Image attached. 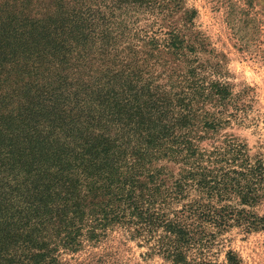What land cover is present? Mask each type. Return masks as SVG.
Masks as SVG:
<instances>
[{
    "label": "trees",
    "instance_id": "16d2710c",
    "mask_svg": "<svg viewBox=\"0 0 264 264\" xmlns=\"http://www.w3.org/2000/svg\"><path fill=\"white\" fill-rule=\"evenodd\" d=\"M185 5L0 0V264H61L114 229L212 264L224 236L264 232V155L221 135L254 124L253 89L203 62L196 10L162 33Z\"/></svg>",
    "mask_w": 264,
    "mask_h": 264
},
{
    "label": "rangeland",
    "instance_id": "374dc122",
    "mask_svg": "<svg viewBox=\"0 0 264 264\" xmlns=\"http://www.w3.org/2000/svg\"><path fill=\"white\" fill-rule=\"evenodd\" d=\"M182 11L169 19L165 30L182 28L185 12L196 10L194 27L189 36L199 34L207 46L203 62L222 70L224 79L236 91L253 89L255 122L249 127H233L221 135L233 134L245 142L252 155H264V0H185ZM146 20L135 29L158 32V27L146 28ZM150 23H147L149 26ZM210 69V68H209ZM208 69V71H209ZM264 214V206L259 208ZM235 253L240 264H264V232L249 236L237 231L224 236L205 252L212 264H227V253ZM149 249L140 240H132L122 229H114L98 243H85L76 253L67 252L61 264H170L161 256H149Z\"/></svg>",
    "mask_w": 264,
    "mask_h": 264
}]
</instances>
